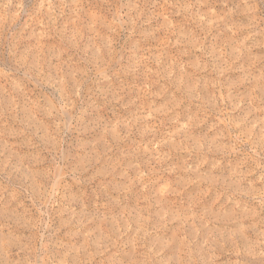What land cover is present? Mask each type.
I'll list each match as a JSON object with an SVG mask.
<instances>
[{
	"label": "rangeland",
	"instance_id": "1",
	"mask_svg": "<svg viewBox=\"0 0 264 264\" xmlns=\"http://www.w3.org/2000/svg\"><path fill=\"white\" fill-rule=\"evenodd\" d=\"M0 264H264V0H0Z\"/></svg>",
	"mask_w": 264,
	"mask_h": 264
}]
</instances>
